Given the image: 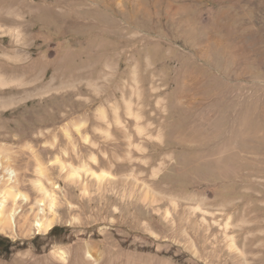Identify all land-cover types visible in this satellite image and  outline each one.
<instances>
[{"label":"rangeland","instance_id":"374dc122","mask_svg":"<svg viewBox=\"0 0 264 264\" xmlns=\"http://www.w3.org/2000/svg\"><path fill=\"white\" fill-rule=\"evenodd\" d=\"M192 1L0 0L21 34L0 36V145L31 223L38 163L60 186L58 230L0 228V264H264V38L247 51L241 0L218 25ZM76 169L114 182L84 193Z\"/></svg>","mask_w":264,"mask_h":264},{"label":"bare ground","instance_id":"6f19581e","mask_svg":"<svg viewBox=\"0 0 264 264\" xmlns=\"http://www.w3.org/2000/svg\"><path fill=\"white\" fill-rule=\"evenodd\" d=\"M78 20L82 21V24H86V25L90 24L81 20V18H79ZM6 35L16 37L17 39L19 38V36H21V34L20 35L18 34L17 28H5L3 25L0 24V36L4 37ZM25 36L26 35H24L23 37L25 38ZM20 39L19 41H21ZM16 56H17V52H16ZM14 84H15L14 81L6 80L0 74V89L10 87ZM13 104L14 102L12 101H10L8 104H0V108H6ZM101 114L104 116L103 111L101 112ZM118 124H121V122L118 121ZM88 139L89 138L87 137L85 138L86 141H88ZM11 163H12V157H10L8 153V149L6 148V146L0 145V172L4 171L5 173V175L0 177V228H2L3 230L6 229L15 230L18 228V220H19V222H23V224L20 226L21 229L22 228L26 229L31 224L30 228L28 229V233H31L33 227H36L39 234H43V235L49 234L59 221V214L57 212V207L59 206L60 186L57 185L55 181V177L52 176L49 170L42 163L40 164L38 163L39 166L37 170V178L33 181V185L35 190L39 194L40 198L36 202V207L32 208V211L35 213V215H34V221L31 223L30 215L24 213L25 206L29 202H31V197L20 189L19 187L20 183L17 176V172L11 166ZM71 172L69 175L70 182L73 184H79L83 186L85 191L84 193L87 192V186H88L87 183L84 182V177L92 178L94 183L98 184L99 186L101 185L104 186L105 184L108 183L110 184L114 182V176L108 171H103L102 173H98L95 171L86 170L81 172L76 169L73 170L72 173ZM150 194H152V196H150ZM158 195H159L158 193H154L149 187L145 186L144 195L142 199L146 201L147 199H149V197L154 198ZM52 254L53 257L62 264H67L70 258L68 252L62 249H55ZM87 255L90 259L93 260L92 264L100 263L101 258L98 255H95L92 252V249L88 250Z\"/></svg>","mask_w":264,"mask_h":264},{"label":"crops","instance_id":"0c3cea01","mask_svg":"<svg viewBox=\"0 0 264 264\" xmlns=\"http://www.w3.org/2000/svg\"><path fill=\"white\" fill-rule=\"evenodd\" d=\"M182 1L184 2V4L181 7L188 8V10H191L194 7V6L193 7L191 6V2H193L192 0H171L170 4H172L171 5L172 7L170 6V9H168V13L171 12L175 19H177V17L181 16L183 13H178V11L181 8H178L174 5L177 2L180 3ZM229 1L231 2L234 0H205L206 2L205 7H206L207 14L209 15V20L211 21L215 20L216 24L218 25V23L222 21L220 17L221 14H223L227 8L231 7L234 4V2L239 1V0L234 1L232 5ZM201 2L202 0L196 1V3L198 4H200ZM241 3L244 4L243 6L246 7L247 10L249 9V7L253 10V14H251L252 18H250L251 20H247L245 22L243 21L241 22V24H243L242 25L244 29L243 31H246L242 37L243 40L245 41V47L248 49L247 51L255 54V53H258V51L263 50V44H262L263 39L262 38L264 37L261 31V28L263 25H260V22L263 23V19H262L263 5L261 3V0H245L244 2H242L241 0ZM259 38L261 40V45H259V43L256 42V40ZM257 45L258 47H256ZM259 55H261V52H259ZM260 61L261 60H257L256 63H260Z\"/></svg>","mask_w":264,"mask_h":264},{"label":"trees","instance_id":"16d2710c","mask_svg":"<svg viewBox=\"0 0 264 264\" xmlns=\"http://www.w3.org/2000/svg\"><path fill=\"white\" fill-rule=\"evenodd\" d=\"M56 230H58V228H54L53 232H55ZM8 247V246H7Z\"/></svg>","mask_w":264,"mask_h":264}]
</instances>
